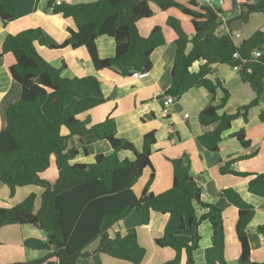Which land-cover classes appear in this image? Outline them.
Wrapping results in <instances>:
<instances>
[{
    "label": "trees",
    "instance_id": "16d2710c",
    "mask_svg": "<svg viewBox=\"0 0 264 264\" xmlns=\"http://www.w3.org/2000/svg\"><path fill=\"white\" fill-rule=\"evenodd\" d=\"M152 4L161 10L179 9L191 17L194 26V34L190 37L178 19L168 18V24L178 37L171 85L165 95L178 99L193 87L206 88L213 99L219 88L224 92L218 104H208L199 114L203 125L218 122L214 130L198 137L203 147L219 150L224 134L232 128L234 120L242 118L248 122L250 109L264 102V30L238 44L231 27L234 20L248 22L253 14H264V0H243L239 3L240 11L229 17L223 29L220 28L224 23L222 7L199 5L197 0H190L188 4L177 0H97L57 4L56 0H47L46 9L71 18L75 24V29L69 28L65 41L55 45L40 27H34L8 34L1 47L2 53L11 52L16 58L10 72L21 85L22 95L7 109V127L0 131V181L8 186L11 196L24 186H38L43 191L37 210L36 193L29 194L15 206H0V228L32 223L48 233L51 251L31 261L9 264H78L81 257H90L96 252L141 264L146 248L140 244L137 230L132 228L126 234L111 233L113 226L133 211L138 213L144 225L150 222L154 211L180 217L178 230L156 239L160 247L176 250V256L163 264H181L183 252L186 263L195 264L194 253L201 240L199 228L206 220L212 226L213 258L217 264H228L224 210L202 201V188L192 175L190 157L184 155L172 160L173 184L169 189L160 194L151 190L155 179L153 172L141 194H137L134 185L145 169L152 167V147L157 142L155 131L144 135L142 149H138L131 141L118 136L114 117L108 116L96 124L91 119L78 118L79 113L105 101L100 79L95 75L64 77L63 68L53 66L37 49V44L50 48L70 46L73 50L84 48L97 71L113 70L124 76L135 70H151L152 54L166 43L164 30L157 25L144 37L137 22L155 15ZM233 6L237 9L238 3L234 2ZM17 16L10 0H0V19L4 25ZM103 35L116 42L113 57L101 58L98 53L96 41ZM256 50L262 51L260 57L253 55ZM197 62H200L199 69L194 70ZM219 64L232 68L241 66L242 80L256 93L255 99L232 113H219L228 102L230 92L221 81L214 83L208 78L213 66ZM259 117L264 121V108ZM64 129L68 132L64 133ZM88 135L107 141L113 152L99 153L91 163L74 162L79 151L70 146L71 138ZM234 136L242 146L251 145L244 128ZM123 151L130 152L133 159L120 157ZM233 162L226 163L221 171L248 175L231 169ZM52 165L58 170L50 178L46 172ZM262 185L264 174L250 181V187ZM224 194L238 208L236 231L241 245L240 264H264L251 259L248 227L255 214L254 206L234 188L224 189ZM197 204L206 209L201 215L196 209ZM185 217L191 229L188 242L178 237L186 227ZM260 230L264 234L262 227ZM97 239L98 246L94 250L86 249Z\"/></svg>",
    "mask_w": 264,
    "mask_h": 264
},
{
    "label": "crops",
    "instance_id": "0c3cea01",
    "mask_svg": "<svg viewBox=\"0 0 264 264\" xmlns=\"http://www.w3.org/2000/svg\"><path fill=\"white\" fill-rule=\"evenodd\" d=\"M97 0H62V3H89ZM188 4L190 0H177ZM241 3L243 0H238ZM47 0H10L18 16L5 25L0 19V131L7 127V109L16 103L22 95L21 85L14 80L10 67L15 63L13 53H2L1 47L8 34H16L22 30L40 27L45 35L55 44L61 45L69 34V28L75 29L71 18L56 14L46 9ZM238 3L236 9L229 0H225L222 7L223 24L230 16L240 11ZM155 15L143 18L137 22L138 30L144 37L152 29L160 25L166 37V43L158 47L152 54L153 68L150 75L136 78L132 75L124 76L113 70L97 71L84 48L73 50L72 47L50 48L37 44L39 53L53 66L62 69V75L68 78L97 76L101 81V88L105 101L89 108L77 116L81 120L91 119V122L100 123L108 116L115 118L118 136L134 143L142 149L144 135L155 131L157 142L152 147V167L145 169L142 176L134 185L137 194H141L147 185L151 174L155 179L151 190L160 194L173 184V159L184 155L190 157L191 172L202 188V201L214 204L224 210V230L226 237V259L228 264H240L241 245L236 231L238 208L231 204L224 194V189L234 188L242 197L254 206L255 214L248 227V235L252 248L253 262H264V185L250 187V181L260 174H264V121L260 119V111L264 102L254 106L249 111V120L242 118L234 120L232 128L225 132L224 139L217 151L207 150L202 146L198 137L214 130L218 122L203 125L199 121V114L208 104H218L224 96L221 88L212 94L204 87H193L185 92L170 106L168 115L164 113L163 102L165 93L171 85V73L176 55L177 32L168 24V18L178 19L183 29L190 37L194 34L191 17L177 8L161 10L152 4ZM190 20V22H189ZM232 22L234 32L240 34L235 38L236 43L250 38L257 31L264 30V14L255 13L248 22ZM98 53L101 58L113 57L116 52V42L112 37L103 35L97 39ZM191 48V44L188 49ZM200 62L195 63L194 70L199 69ZM196 67V68H195ZM208 78L214 83L221 81L230 92V98L219 113H232L238 107L250 103L256 97L254 90L242 80L240 74L227 64L213 66ZM245 129L247 139L251 140L249 147H244L234 136V133ZM64 133L68 130L64 129ZM70 146L79 151L74 162L91 163L99 153L113 152L111 145L94 135L85 137L74 136ZM255 153V155H251ZM120 157L133 159L130 152H120ZM231 169L246 172L241 176L234 173H223L221 167L229 161ZM56 165L46 172L53 178L57 173ZM50 172V174H49ZM0 181V201L4 207H12L21 203L29 194L36 193V210L40 207L43 189L38 186L19 187L15 196L10 198L9 188ZM8 187V186H7ZM198 214L206 211L201 205H196ZM180 217L175 214L152 212L150 222L146 225L140 222L138 213L133 211L124 219L116 223L111 229L115 233L126 234L128 230H137L140 244L146 248V256L141 264H163L176 256L172 247H160L156 239L169 232L178 230ZM186 227L178 234L180 240L188 242L191 239V229L185 217ZM201 234L200 246L194 253L195 264H217L213 258L212 226L209 221H203L199 228ZM98 246V239L86 249L94 250ZM51 251L49 235L38 229L32 223L9 224L0 228V264H9L19 261H31L43 257ZM186 253L183 252L181 264H187ZM78 264H134L121 260L102 252H96L90 257H81Z\"/></svg>",
    "mask_w": 264,
    "mask_h": 264
},
{
    "label": "built area",
    "instance_id": "2783aa9c",
    "mask_svg": "<svg viewBox=\"0 0 264 264\" xmlns=\"http://www.w3.org/2000/svg\"><path fill=\"white\" fill-rule=\"evenodd\" d=\"M197 2L199 3V5H209L213 8L223 7L225 4V0H197ZM56 3L61 4L62 0H56ZM232 35L234 39L240 37V34L234 31ZM235 55L238 56V53H236ZM253 55L255 57H260L262 55V51L256 50L253 52ZM233 69L239 73V71L241 70V66L237 65L233 67ZM248 71L251 72L252 69L248 68ZM150 73H151L150 70H135L132 72L131 75L136 78H144V77H148ZM175 100H176V97H174L173 95H165V100L163 102V105H164V113L166 115L169 114L170 106L175 102Z\"/></svg>",
    "mask_w": 264,
    "mask_h": 264
},
{
    "label": "rangeland",
    "instance_id": "374dc122",
    "mask_svg": "<svg viewBox=\"0 0 264 264\" xmlns=\"http://www.w3.org/2000/svg\"><path fill=\"white\" fill-rule=\"evenodd\" d=\"M229 2L232 4V3H234V2H236V3H239L240 1H238V0H229ZM242 19H237V20H234L233 22H238V21H241ZM243 21V20H242ZM189 22H190V20H189ZM245 22V21H244ZM243 22V23H244ZM196 68V67H195ZM49 174H50V172H49ZM2 185H5V184H2ZM8 187L6 186V189H7ZM9 193H10V190H9ZM15 196V195H14ZM14 196H11V194H10V198L12 197H14ZM1 198V197H0ZM5 206L6 204L4 203V201H0V206Z\"/></svg>",
    "mask_w": 264,
    "mask_h": 264
}]
</instances>
